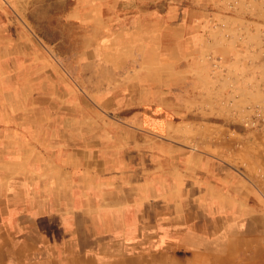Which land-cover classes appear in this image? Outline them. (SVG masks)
<instances>
[{"label": "rangeland", "instance_id": "obj_1", "mask_svg": "<svg viewBox=\"0 0 264 264\" xmlns=\"http://www.w3.org/2000/svg\"><path fill=\"white\" fill-rule=\"evenodd\" d=\"M255 12L246 0H0V218L23 219L27 201L69 203L78 186L90 188L80 202H98L109 174L167 201L177 151L231 155L249 118L264 131L246 114L264 89ZM161 245L160 264L194 251Z\"/></svg>", "mask_w": 264, "mask_h": 264}, {"label": "crops", "instance_id": "obj_2", "mask_svg": "<svg viewBox=\"0 0 264 264\" xmlns=\"http://www.w3.org/2000/svg\"><path fill=\"white\" fill-rule=\"evenodd\" d=\"M246 3L258 10L248 16L259 25L252 30L249 26V33L261 35L264 43V0ZM255 98L254 105L260 106L249 107L246 114L264 117V89ZM250 121L238 131L241 139L232 141L231 155L177 151L176 161L167 167V201H160L159 190L142 194L139 178L133 181L122 173L106 177L98 202L90 197L79 201L90 189L85 186L72 187L77 196L69 203L25 202L29 213L23 219L0 218V264H160L166 258L159 251L162 243L194 249L180 264H192L193 258L195 264H264V131L251 127ZM187 178L190 186L180 189ZM48 183L39 193L53 189ZM188 193L198 195L196 206L176 201ZM189 211L198 212V218ZM144 243L147 253L128 254L129 245Z\"/></svg>", "mask_w": 264, "mask_h": 264}]
</instances>
